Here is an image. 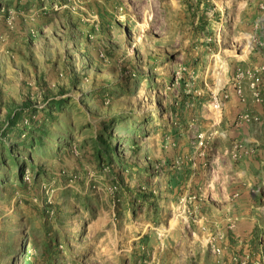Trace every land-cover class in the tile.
I'll return each instance as SVG.
<instances>
[{
  "label": "rangeland",
  "instance_id": "rangeland-1",
  "mask_svg": "<svg viewBox=\"0 0 264 264\" xmlns=\"http://www.w3.org/2000/svg\"><path fill=\"white\" fill-rule=\"evenodd\" d=\"M253 57L264 0H0V264L223 260Z\"/></svg>",
  "mask_w": 264,
  "mask_h": 264
},
{
  "label": "crops",
  "instance_id": "crops-1",
  "mask_svg": "<svg viewBox=\"0 0 264 264\" xmlns=\"http://www.w3.org/2000/svg\"><path fill=\"white\" fill-rule=\"evenodd\" d=\"M247 60L240 68L251 73L243 82L244 102L241 103L235 90H231V100L225 107L227 115L234 114L231 120L239 114L263 116V107L256 101L253 84L257 78L264 84V57ZM256 90L260 91L261 86L258 85ZM239 126L248 131L247 135L241 137L246 144V151L236 155L242 160L241 166L245 173L246 181L238 187L244 194L234 214L227 215L230 219H225L231 220L232 227L227 232L228 236H223L221 240H224L223 260L214 257V264H244L247 259H250L248 264H264V124L243 122ZM245 193L248 199H244Z\"/></svg>",
  "mask_w": 264,
  "mask_h": 264
},
{
  "label": "built area",
  "instance_id": "built-area-1",
  "mask_svg": "<svg viewBox=\"0 0 264 264\" xmlns=\"http://www.w3.org/2000/svg\"><path fill=\"white\" fill-rule=\"evenodd\" d=\"M251 73L244 71V70H239L236 76V82H235V87H236V91L240 94L243 95V82L247 79L248 76H250ZM257 82V83H256ZM261 86V90L257 91L256 88L258 85ZM254 89L256 91L255 93V97L257 99V101L259 103L262 104L263 107V116L259 117V116H249V115H243L241 119H243V122H261L264 124V84L261 83V80L259 78L255 79V82L253 84ZM214 109L215 110H221V105L218 103L214 105ZM215 252L217 254H221V249L220 248H215ZM247 261H249V259H247ZM244 262V264H248V262ZM250 262V261H249Z\"/></svg>",
  "mask_w": 264,
  "mask_h": 264
},
{
  "label": "trees",
  "instance_id": "trees-1",
  "mask_svg": "<svg viewBox=\"0 0 264 264\" xmlns=\"http://www.w3.org/2000/svg\"><path fill=\"white\" fill-rule=\"evenodd\" d=\"M51 104H53V106H51V107H53V108H58V110H59V108H61L62 107V103L61 102H57V101H55V102H53V103H51ZM31 108V107H30ZM30 108H28L29 109V113H32V116H36V112L39 110L40 111V109H38V110H31ZM57 110V109H56ZM51 112H54V111H51ZM47 116H50V113H47ZM21 118V116L19 115H16L15 117H14V119L12 120L13 122H12V129L11 130H9V131H12V130H15V138H19V140H20V144L23 146V147H25L26 149H29L31 146H34L35 144L37 145V144H39V142H40V138H37V137H35L34 135H33V131L32 132H29V131H31V129L29 130V129H15V126L17 125V121L19 120ZM33 118V117H32ZM31 121H32V119H30ZM29 130V131H28ZM12 133V132H11ZM10 134V133H9ZM3 140V138L1 139L0 138V141H2ZM10 153H11V150H10ZM109 153H112V154H114V152L112 151V149L111 148H109L108 147V154ZM103 155H104V153L103 152H101V151H98V158L101 160V157H103ZM105 157H108L106 160L107 161H111L110 160V158H109V156H105ZM14 159V158H13Z\"/></svg>",
  "mask_w": 264,
  "mask_h": 264
}]
</instances>
